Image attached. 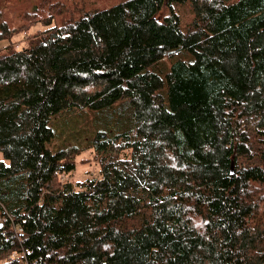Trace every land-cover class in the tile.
<instances>
[{
  "label": "trees",
  "instance_id": "obj_1",
  "mask_svg": "<svg viewBox=\"0 0 264 264\" xmlns=\"http://www.w3.org/2000/svg\"><path fill=\"white\" fill-rule=\"evenodd\" d=\"M54 20L0 53V264H264V0ZM123 101L131 128L89 147L100 176L62 182L86 149L53 150V120Z\"/></svg>",
  "mask_w": 264,
  "mask_h": 264
},
{
  "label": "rangeland",
  "instance_id": "obj_2",
  "mask_svg": "<svg viewBox=\"0 0 264 264\" xmlns=\"http://www.w3.org/2000/svg\"><path fill=\"white\" fill-rule=\"evenodd\" d=\"M124 0H5L0 1L3 18L10 22L16 34L12 40H0V53L9 46L21 50L29 46L35 37L40 36L47 29L41 22L54 17L56 25L62 24L70 18H78L80 15L98 9L109 8ZM175 11L180 15L182 27L187 29L193 18V12L186 4H177ZM168 16V9L164 8L161 18ZM40 22V23H38ZM172 60H164L159 68L154 71L162 76L170 71ZM133 119V107L128 101H123L112 108L101 111L80 112L78 110H65L52 126L56 130V138L52 144L53 150L64 148L86 149L76 159V171L61 181L67 180L82 183L89 178L100 176L101 167L96 160L95 152L89 149L94 139L105 135L113 138L127 132L131 128ZM0 159L2 156L0 154Z\"/></svg>",
  "mask_w": 264,
  "mask_h": 264
},
{
  "label": "water",
  "instance_id": "obj_3",
  "mask_svg": "<svg viewBox=\"0 0 264 264\" xmlns=\"http://www.w3.org/2000/svg\"><path fill=\"white\" fill-rule=\"evenodd\" d=\"M231 172H232V175H233L234 174V164H232Z\"/></svg>",
  "mask_w": 264,
  "mask_h": 264
}]
</instances>
